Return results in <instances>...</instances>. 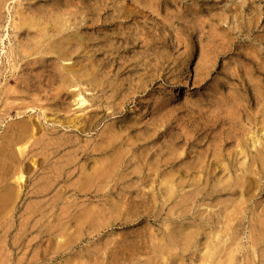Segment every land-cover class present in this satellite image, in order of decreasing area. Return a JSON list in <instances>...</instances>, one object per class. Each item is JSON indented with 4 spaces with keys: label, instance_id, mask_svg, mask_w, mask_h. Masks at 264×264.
I'll return each mask as SVG.
<instances>
[{
    "label": "rangeland",
    "instance_id": "rangeland-1",
    "mask_svg": "<svg viewBox=\"0 0 264 264\" xmlns=\"http://www.w3.org/2000/svg\"><path fill=\"white\" fill-rule=\"evenodd\" d=\"M0 2V148L24 119L47 127L48 138L70 141L52 163L94 147L111 130L121 137L115 150L122 154L100 193L77 186L83 169L92 172L103 156L80 152L70 179L62 176L45 196H24L9 207L0 262L2 244L5 264H79L81 255H120L125 241L142 264L153 257L157 264H264V0ZM20 13L50 26L43 51L60 40L52 25L61 19L68 21L64 37L79 35L84 46L65 43L67 62L55 54L26 58L22 49L31 51L38 38L17 29ZM72 64L93 67L99 88L87 91L83 81L57 98L60 69ZM78 94L87 99L83 107ZM231 103L241 109L234 116ZM89 116L94 126L67 127ZM31 155L26 192L51 163ZM244 177L249 189L237 185ZM182 226L187 242L173 241ZM68 239L72 246L58 250L59 240Z\"/></svg>",
    "mask_w": 264,
    "mask_h": 264
},
{
    "label": "bare ground",
    "instance_id": "bare-ground-1",
    "mask_svg": "<svg viewBox=\"0 0 264 264\" xmlns=\"http://www.w3.org/2000/svg\"><path fill=\"white\" fill-rule=\"evenodd\" d=\"M1 8H2V4L0 2V9ZM38 17H41V16H37L36 15L34 17H30V16H27V15L21 14L20 22H19V24H17V29H19V30L26 29L29 33H30V31H36L35 37L38 38L37 39V43H36L37 45L31 51H29V49L26 48V47L22 49V54L26 58H30V57H32L34 55H51V54L53 55V54H55L58 57L59 61L67 62L69 60V58H68L69 54H66V52H65V48H64V44L65 43H68L70 45V43H71L70 41L73 40V41H76L79 44L80 47L84 46V42H83L82 38L79 35H72V36H69L68 38L64 37V33H66V29H67V26H68L67 25L68 21L66 19H61V20H57L56 23L54 25H52L53 26L52 27V31H54V33L56 32L58 36H61L60 40L59 41L50 42L48 44L49 46L48 47L46 46L47 49H45L43 51V49H41V44L43 43L44 40H47L49 38L48 32H49L50 29H48L49 25L48 24L47 25L43 24L41 21H39L40 18H38ZM60 78H61V83H60L59 88H57V92H56V97L60 98V99H62V96H63L62 93L65 92V91H69L72 87H76V88L81 87L82 88V86H84L83 85L84 83H82L83 81H85V82L87 81V84H86V86H87L86 90L87 91L88 90H97L99 88V84H98V81H97V78H96V74L94 73V68L92 67L90 69L89 65H88V67L81 66L80 68H77L73 64L69 65V66H64V67H62L60 69ZM262 81H264V79ZM79 90H81V89H79ZM10 92H11L10 89H9V91H6V95L8 96V93H10ZM257 93L260 94V91L257 90ZM78 95H79L78 97L81 98L80 102L78 101L79 105H81L83 107L84 104L87 103V99H85L82 94H78ZM35 102H36V100H35ZM33 109H35V107ZM240 111H241L240 107L237 104H235V103L234 104L231 103V104H229L227 106L228 114H232L233 116L237 112H240ZM95 114H97V113H95ZM97 115H99V114H97ZM97 115H94V118L97 117ZM45 116H46V114H45ZM85 116H87V115H85ZM40 117H42V116H40ZM45 118L47 120V117H45ZM92 120H93V116H89L87 119L86 118L85 119H81V120H78L77 122L76 121H69V123H68L69 125L67 127L79 128V125H81L83 123H84V128H86L88 126L92 127V126H94V124L92 123ZM31 121L32 120L25 121L24 119L23 120L21 119L20 123H16L15 122L16 124L11 126V128H10L11 134L10 135H6V136L3 137V140H4L3 141V146H2V148H0V228L4 227V226L6 227V225H7L8 208L9 207H17L18 204L20 203V201L24 200L23 199L24 196L32 195V196H35V197H43L46 194H48L52 189H54L56 183L59 182V179L62 176L66 177L67 179L68 178L70 179L72 177L74 175V170L73 169L71 170V167L77 161L76 159H75L76 161L73 159V155L74 154L76 155L77 153H80V152H81V154H84V156H93V155L96 154V155L99 156L98 159L100 158V156H103L102 158H100L99 160H97L95 162V167L92 168L93 169L92 172H88V171H86V169H83L84 172L82 171V175H84V177L83 176H79V177H83V178H82V180L80 179L82 182L80 184L78 183L77 187L79 188V191H83L85 193L92 191V188L95 187V186L98 189H100L99 193H100V191H103L101 189H104L106 186H108V184H106L105 182H107L108 179H110L112 177V175L116 173V172L114 173V171H116V170L118 171V169L121 167V157H122L121 155L122 154H121L120 151H118V150L116 151L115 150V145L118 144V140L121 137L115 131L111 130L109 132H104L102 134L99 133V135L101 134L99 136V141L97 142V144L94 147L88 145L85 148L76 149V150H74V151H72L70 153H67L68 155H70V157L63 156L61 159L60 158L58 159V160H60L59 163H58V160L54 161L52 163V161L54 160L55 157H59V156H55V155L58 154L63 148H66L67 144L70 141H68V143H67V141H63V139H61V137H59V136L58 137L60 139L59 138H48L49 134L45 130L47 127L45 128L44 126H41V127H37L36 128L35 126H33ZM61 123H63V122H61ZM61 126H63V125H61ZM42 132H43V134H42ZM125 145H127V144H125ZM128 145H131V144H128ZM116 147H118V146H116ZM35 150H39V151L35 152ZM125 152L127 153V150H125ZM30 154H32L31 157L42 156L43 160H44L43 161L44 164H47L50 161H51V163L46 168V171H47L46 174L44 176L39 177L32 184L31 189L26 192V189L28 187V177H26L25 170H28V169L32 170V168L30 167L29 163L27 162V160L30 157L29 156ZM81 154H80V156H81ZM78 158H80V157H78ZM34 164L36 165L37 161L34 162ZM59 164H60V167H57ZM124 164L125 163H123V165ZM246 172L248 173V171H246ZM251 173L253 174L252 171H250V174ZM36 174H34V175H36ZM66 178H64V179L66 180ZM244 179H245V183L241 182V183H237V185L238 186L240 185L242 188H246L247 187L246 189H249L251 187V180L246 179V177H244ZM74 187L76 189V185L73 186L72 188H74ZM130 187H132V186H130ZM133 187H134V185H133ZM173 187L174 186H172L171 189L169 187V190L171 192H174V190H173L174 188ZM132 189H134V188H130L129 191H132ZM94 190H95V188H94ZM74 191H76V190H74ZM96 193H98V191ZM107 199H109V197ZM104 203H107V202L104 201ZM117 203H118V201H117ZM119 203H121V202H119ZM84 204L86 205V202H84L83 205ZM127 204H128V202H127ZM31 205H32V203H29V205H27V207L28 206L29 207H34V206H31ZM76 205L77 204H75L74 206L76 207ZM107 205L109 206V204H107ZM86 207H88V206H86ZM115 207L116 206L114 205V208ZM117 208L118 207H116V209ZM11 215H12V212H11ZM74 218H72V220ZM84 218H86V217H84ZM231 219H233V218H231ZM75 222H76V220H75ZM229 227H227V228H229ZM9 229H10V226L7 227V231L6 232H8ZM176 229H173V230H175V232H176ZM231 229H232V227H231ZM199 230H198V233H199ZM187 231H188V226L187 227L182 226L179 229V231L175 233L176 234V239H175V236L172 237V238L170 237V238L173 241H178L180 243L187 242L186 239H188V237H189V233ZM203 232L206 233L202 229V234H204ZM227 232H228V234L230 233L229 231H227ZM231 233H230V235H231ZM211 234L213 235V232ZM208 235H209V233H208ZM212 235H210V236H212ZM206 237L208 239L207 235H206ZM177 238L179 240H177ZM166 239H169V238H166ZM214 239H215V237H214ZM210 240H211V238H210ZM59 241H60V243L58 244V246H59L58 250H59V248H67L68 246H72V244H73L72 241H70L69 239L66 240V241H64V240H59ZM170 242H172V241H170ZM57 243H58V241H57ZM116 243H118V241ZM120 243H121V241H120ZM137 243H138V241H137ZM137 243H134V244L136 245ZM140 243H141V241H140ZM215 243L216 242H214L213 244L215 245ZM227 243H228V240L226 242H224V245L227 246L226 245ZM127 244L125 245V241H124V245L121 246L122 247V251H121L122 253L120 255H119L120 252L117 255L116 254L111 255V254L107 253L105 255H101V257L100 256H98V257H95V256L93 257L92 256V258H91V256L90 257L88 256V259H87V258H85V256L82 257V255L80 254L81 258L79 257L80 255L77 256L78 258L81 259V260H79V264H140L141 263V259H140V257H138V255H136V253H135L136 251L134 250L135 247L133 248L132 244H128V245ZM164 244L166 245V243H164ZM173 244H174V242H173ZM2 245H3V252L4 251L5 252L3 254L4 259L0 262V264L1 263L5 264L6 263L5 262V254H6V257H8L9 253L6 252L7 249H8L7 244H2ZM222 245H223V243H222ZM222 245H220V246H222ZM53 246H49V247H53ZM110 246H112V245H110ZM171 246H172V244H171ZM229 246H230V244H229ZM175 247H176V245H175ZM117 248H119V247H117ZM140 248H141V246H140ZM159 249H161V248H159ZM213 249H212V251H213ZM222 249H224L223 246H222ZM222 249H221V251H222ZM225 249H226V247H225ZM162 250H164L165 253L167 251H168L167 253H169V251L172 250V247L170 248V247H168L166 245L164 248H162ZM162 250H160V251H162ZM175 250H177V248ZM133 251H135V252H133ZM235 251H237V250H235ZM154 252H156V251H154ZM173 253L175 254V252H173ZM233 253H235V252H233ZM156 254L158 255L157 252H156ZM211 254H212L211 258L213 260H215L217 255H218V253L215 251V252H213ZM160 255H161V253H160ZM232 255L229 258H232ZM73 256L74 255H72L71 257H73ZM208 256H209V254H208ZM1 257H2V255H1ZM85 259H87V260H85ZM155 260H156V258L154 259V257H153L152 260H149L146 263L147 264H152V263L157 264ZM6 261H8V259ZM209 261H210V259H209ZM72 262H74L73 259H71L68 264H70ZM150 262H152V263H150ZM158 262L160 263L159 260H158ZM162 262H163V260H162ZM66 263H67V261H66ZM146 263H144V264H146ZM76 264H78V261H77Z\"/></svg>",
    "mask_w": 264,
    "mask_h": 264
}]
</instances>
